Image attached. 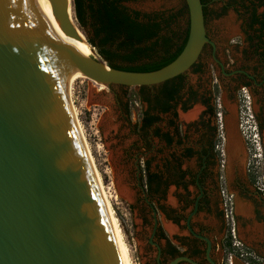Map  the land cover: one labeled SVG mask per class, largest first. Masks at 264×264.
Returning <instances> with one entry per match:
<instances>
[{"label": "flooded vegetation", "instance_id": "flooded-vegetation-1", "mask_svg": "<svg viewBox=\"0 0 264 264\" xmlns=\"http://www.w3.org/2000/svg\"><path fill=\"white\" fill-rule=\"evenodd\" d=\"M207 5L208 41L188 70L136 91L117 85L103 92L105 113H114L118 125L110 133L117 178L132 192L129 201L140 220L136 243L146 264H195L181 257L228 264L227 251L235 253L233 264H264L246 233L252 220L264 221L261 178L239 134L247 110L260 127L264 0H234L241 8L225 21L237 27L233 33L209 32ZM181 13L186 26L174 50L189 36L186 2ZM247 201L254 205L253 217L243 213ZM242 251L256 258H243Z\"/></svg>", "mask_w": 264, "mask_h": 264}, {"label": "water", "instance_id": "water-1", "mask_svg": "<svg viewBox=\"0 0 264 264\" xmlns=\"http://www.w3.org/2000/svg\"><path fill=\"white\" fill-rule=\"evenodd\" d=\"M50 1L59 16L41 0H0V264H126L83 146L71 80L82 73L110 89L178 76L208 41L204 4L185 0L189 36L174 61L131 72L62 42L66 26L80 30L68 0Z\"/></svg>", "mask_w": 264, "mask_h": 264}, {"label": "rangeland", "instance_id": "rangeland-1", "mask_svg": "<svg viewBox=\"0 0 264 264\" xmlns=\"http://www.w3.org/2000/svg\"><path fill=\"white\" fill-rule=\"evenodd\" d=\"M72 1L70 0V2ZM185 2V0H127L126 4L143 14L166 19L168 22L164 24L161 36H170L176 40L183 33L186 26V16L181 13ZM229 4L233 5L228 6ZM207 8L210 33H217V30H220V32H236L237 27L233 24L228 23V25H225L227 18H236L237 16L233 8H241L234 5V0H209ZM263 12L264 7L260 8V13ZM217 19L220 20L217 21ZM75 21L78 30H80V35L87 41L76 16ZM217 23H221L220 28L217 27ZM225 28L228 30L224 31ZM90 49H92L93 55L102 58L94 46L90 45ZM98 60L102 62L101 59L98 58ZM129 88L136 91L139 86ZM105 90L106 88L100 90L96 87L88 77L77 74L71 81L70 100L76 111L78 127L82 130L96 173L102 184L106 203L113 212L115 224H117L125 244L128 258L132 264H146V257L136 243L135 231L139 229L137 225L140 224L137 209H135L134 204H131L132 201L119 193L117 187L118 171L113 161L114 151L110 147L112 143L110 133L113 128L117 129L118 125L115 123L114 113H105V104L108 102V98L103 93ZM244 116L241 127H239L240 140L244 149H251L252 151L249 157L256 175L264 179V157L262 155L264 149V101L260 102V127L258 121L254 119V113L250 110H247V114H244ZM229 253L230 251H227L228 255Z\"/></svg>", "mask_w": 264, "mask_h": 264}, {"label": "trees", "instance_id": "trees-1", "mask_svg": "<svg viewBox=\"0 0 264 264\" xmlns=\"http://www.w3.org/2000/svg\"><path fill=\"white\" fill-rule=\"evenodd\" d=\"M201 1L206 4L209 0ZM126 3L127 0H73L76 19L88 43L114 69L150 72L174 61L186 42L174 50L178 41L161 36L166 19L143 14Z\"/></svg>", "mask_w": 264, "mask_h": 264}, {"label": "bare ground", "instance_id": "bare-ground-1", "mask_svg": "<svg viewBox=\"0 0 264 264\" xmlns=\"http://www.w3.org/2000/svg\"><path fill=\"white\" fill-rule=\"evenodd\" d=\"M44 4H46L48 7H50L55 13L56 11L53 9V6H52V2L50 0H41ZM70 5H69V9H68V15H69V18H70V21L72 22V24H74L76 27V21H75V16H74V11H73V1L70 2V0H68ZM57 14V13H56ZM58 15V14H57ZM59 16V15H58ZM230 29H231V25H230ZM229 29V30H230ZM234 29V28H233ZM232 30V29H231ZM230 32V31H229ZM62 42L74 47L77 51H79L80 53L88 56V57H92L94 56L92 54V49H90V45L89 43L86 41L85 38L82 37V35H80V32L78 31L77 34H73L71 32V30L66 26L65 27V31H64V34H63V39H62ZM98 60V59H97ZM98 62L100 63H103L101 62L100 60H98ZM80 75H84L82 73H78ZM86 76V75H84ZM87 77V76H86ZM92 80V79H91ZM72 81V80H71ZM94 85L98 88L101 89H105V86L98 83V82H95L94 80H92ZM70 93H71V84H70ZM71 99V98H70ZM73 108V111H74V115L76 116V111L74 109V107L72 106ZM78 125V124H77ZM79 131H80V134H81V138H82V142H83V146H84V149H86V152L88 154V157L90 159V162H91V166H92V169H93V172H94V176H95V179H96V182L98 184V187H99V190L101 192V195L103 197V200L105 202V205H106V208L108 210V213H109V216L111 218V221L113 223V226H114V229H115V232H116V235H117V238L119 240V243H120V246H121V249H122V252H123V255H124V258H125V261H126V264H132L131 260L128 258V255H127V252H126V249H125V244L121 238V235H120V231L118 229V226L117 224H115V218H114V215H113V212L112 210L110 209V207L107 205L106 203V200H105V195H104V191H103V187H102V184L100 182V179H99V176L98 174L96 173V170H95V167H94V163H93V160H92V157H91V154H90V150L88 148V145L86 143V141L84 140V135L82 133V130L80 127H78ZM120 180V181H119ZM117 187H118V190H119V193L125 197L126 199L128 200H131L132 199V192L130 191V189L128 188V186L123 183L122 179H118L117 181Z\"/></svg>", "mask_w": 264, "mask_h": 264}, {"label": "crops", "instance_id": "crops-1", "mask_svg": "<svg viewBox=\"0 0 264 264\" xmlns=\"http://www.w3.org/2000/svg\"><path fill=\"white\" fill-rule=\"evenodd\" d=\"M244 210L243 213L247 217H253V210H254V205L247 201L244 202ZM262 212L264 214V205L262 207ZM246 233L248 235V239L250 242H256L258 251L264 254V248L260 249V243H264V221L260 222V220H252L250 224L246 227Z\"/></svg>", "mask_w": 264, "mask_h": 264}, {"label": "built area", "instance_id": "built-area-1", "mask_svg": "<svg viewBox=\"0 0 264 264\" xmlns=\"http://www.w3.org/2000/svg\"><path fill=\"white\" fill-rule=\"evenodd\" d=\"M259 188L261 190V192L263 193L264 195V179H260L259 181ZM234 257H235V253L232 251L229 253V255L227 256V262L228 264H233V260H234ZM241 257L245 258V257H251V258H256V255L254 253H249V256L247 254V252L245 251H242L241 252Z\"/></svg>", "mask_w": 264, "mask_h": 264}]
</instances>
